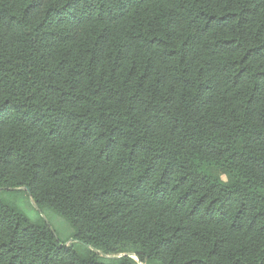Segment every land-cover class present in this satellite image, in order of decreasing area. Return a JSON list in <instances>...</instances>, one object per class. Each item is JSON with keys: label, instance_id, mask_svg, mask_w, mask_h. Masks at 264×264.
I'll return each mask as SVG.
<instances>
[{"label": "trees", "instance_id": "1", "mask_svg": "<svg viewBox=\"0 0 264 264\" xmlns=\"http://www.w3.org/2000/svg\"><path fill=\"white\" fill-rule=\"evenodd\" d=\"M0 264H264V0H0Z\"/></svg>", "mask_w": 264, "mask_h": 264}, {"label": "rangeland", "instance_id": "2", "mask_svg": "<svg viewBox=\"0 0 264 264\" xmlns=\"http://www.w3.org/2000/svg\"><path fill=\"white\" fill-rule=\"evenodd\" d=\"M0 200L8 205H14L17 207L20 206L26 214L32 219H38L40 216L46 221L49 222L54 230L58 233L60 238L66 239L70 236L71 230L66 222H64L61 218L57 217L51 213H45L44 216L37 211V209L33 206L31 201L27 199L24 195L18 196V190L14 192H7L0 194Z\"/></svg>", "mask_w": 264, "mask_h": 264}]
</instances>
